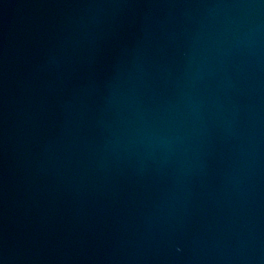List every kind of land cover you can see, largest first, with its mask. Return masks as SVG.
<instances>
[{
  "label": "water",
  "instance_id": "water-1",
  "mask_svg": "<svg viewBox=\"0 0 264 264\" xmlns=\"http://www.w3.org/2000/svg\"><path fill=\"white\" fill-rule=\"evenodd\" d=\"M0 264H264V0H0Z\"/></svg>",
  "mask_w": 264,
  "mask_h": 264
}]
</instances>
